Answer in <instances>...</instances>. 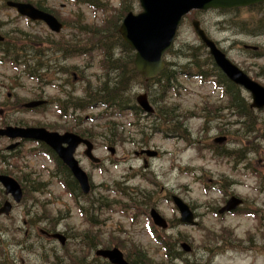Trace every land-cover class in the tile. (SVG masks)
<instances>
[{
	"label": "rangeland",
	"instance_id": "obj_1",
	"mask_svg": "<svg viewBox=\"0 0 264 264\" xmlns=\"http://www.w3.org/2000/svg\"><path fill=\"white\" fill-rule=\"evenodd\" d=\"M2 1V31L20 30L42 39L47 36L52 43L49 48L51 46L53 49L56 48L55 42L68 45L74 42L71 39L74 38L72 31L76 17L96 27L104 19L114 20L122 8L120 0H98L102 3L107 1L106 13L85 6L76 7L72 0H23L31 3L41 1L64 24L60 35L54 36L44 25L27 23L14 11L2 9ZM132 11H138L136 2ZM252 16L254 13H241L237 19L247 20ZM198 17L228 58L264 86V78L259 74L264 57L250 58L242 51L244 45H250L258 46L264 52V36L251 37L240 32L233 23L235 28L229 26L228 31H223L220 22L229 20L231 15L208 12ZM198 45L199 41L186 22L178 31L172 52L165 57L169 69L177 75L174 77L176 80L170 82L172 87L164 103L180 108L179 113L184 114L179 119L181 124L193 137L204 141L201 145L225 136L223 143L226 153L215 156L203 150L201 145L192 147L181 138L164 137L162 133L146 135L141 130H144L149 119L136 120L132 113L113 118L115 139L106 133L111 125L98 120L81 123L80 127L88 128L93 138V153L101 162L94 168L83 156L84 148L76 152V159L93 184L91 197L100 195L104 202L107 200L111 204L114 201L131 203L127 206L119 202L108 209H94L93 222L81 216L79 205L61 188L60 180L50 175L53 164L33 150L35 144L26 143L20 148V157L9 159L7 164L0 162V172L6 170L4 174L23 186L22 203H29L14 207L9 219L0 218V238L3 240V245L0 244V264L2 255L5 257L3 264H100L94 250L113 247L120 249L129 259L141 254L147 263L171 264L166 261L164 249L149 236L146 229L150 222L141 214L143 208L150 207H154L171 226L164 234L160 231L154 234L176 243L177 247L181 243L188 244L193 250L191 255L185 256L189 264H264V254L261 252L264 248V111H251L252 120L245 123L246 118L234 117L229 113L231 109H226L228 101L215 85L179 75L178 72L193 66L189 63L188 52H180V49ZM200 59H204L203 54ZM98 60L96 53L66 60L54 58L50 63L55 65L54 70L60 68V72L57 75L51 72L49 78H55V84L61 86L62 91H79L84 87V82H94L101 75ZM72 67L78 70H72ZM18 75L19 71L12 65L0 62V105L4 104L0 106V126L20 123L23 126L45 127L58 133L65 130L79 132L74 128L73 121L58 118L55 104L35 112L21 111L19 106L22 103L37 99L54 101L56 97L61 98L63 92L24 77L18 78ZM143 92L142 86L132 82L128 95L134 100L137 94ZM96 113L97 110L75 113L74 119L78 122L79 117ZM168 134L176 132L171 129ZM112 139L115 140L114 145L108 142ZM6 145L7 141L0 139L2 155H6ZM108 148H113V154ZM143 148L157 152L156 157L146 158V168L140 157L135 155ZM239 153L243 157L237 161ZM30 175L47 183L44 193L34 194L26 189L22 180H28ZM114 182L122 183L128 195L122 197L119 193L108 192L111 186L116 188V185H112ZM215 183L227 192L221 191ZM151 193L154 195L151 196ZM167 195H176L190 205L197 222L195 227L178 222L177 211L165 200ZM230 195L243 201L242 209L236 215L215 216ZM3 200L0 197V203ZM81 204L86 207L83 201ZM138 205L146 207L139 208ZM33 214L40 222L31 228L29 223ZM48 215L50 221L46 219ZM48 225L49 229L56 228L57 232L65 233L68 239L64 247L38 235L39 229H48Z\"/></svg>",
	"mask_w": 264,
	"mask_h": 264
},
{
	"label": "trees",
	"instance_id": "obj_2",
	"mask_svg": "<svg viewBox=\"0 0 264 264\" xmlns=\"http://www.w3.org/2000/svg\"><path fill=\"white\" fill-rule=\"evenodd\" d=\"M78 1L89 6L96 4L101 6L100 8H102V10H107L106 4L104 5L98 0ZM122 3L119 15L115 16L116 20L105 19L100 26H88L85 23L83 24L80 18L76 20L74 25V38L72 39L74 42H71L70 45L62 44L63 47L60 48L61 52L59 54L63 58H69L78 55H86L88 53H96L99 56L98 65L101 70V75L97 76L94 85H92L91 81L86 82V86L82 90V96L75 97L69 94L64 99L59 101V109L61 112L66 114L69 111H85L99 107L103 109V111L99 113L98 118L102 120L107 119L113 116L116 111L123 112L127 110L132 99L128 94L130 92L132 82H134L139 84V86H142L143 89L147 91L152 105L155 106V114L150 116L151 119L149 118L148 123L144 126L146 129L144 132L147 134H151V132L170 133L172 129L177 134L183 135V137H188L185 125H182L179 120L181 117H184V114L179 113L180 108L164 103L166 95L172 87L170 82L172 81L175 73L171 71L166 64L164 71L154 81L144 82L135 74L133 67V53L127 45L121 41L117 33L119 19H121V16H123L125 12L132 8V3L129 0L126 4L125 0H123ZM36 7L48 12V10L44 7ZM262 9L263 6L258 5L245 10H233L220 13L224 15H231L229 20L223 22L224 25H227V28L229 26L232 28H235L234 26H238V30L242 33L251 36H261L264 35V11H262ZM241 13H254V16L247 20H238L237 17ZM3 37L4 41L0 42L1 58L11 62L13 65L20 66L21 64L25 75L34 78L37 76L40 68L48 67L47 61H40L41 53L36 52L28 56V51L26 49L23 50L24 47L18 49L13 48L17 47L15 45L16 39H24L23 41H25L28 45L30 42L35 44V39H39V37H27L19 31L13 32L12 30L5 32ZM25 37H27V39H25ZM13 38H15V40H13ZM77 38L78 40H76ZM47 44L51 45L52 43L49 41ZM53 44H55L56 49L51 50L57 52L59 50V44L57 42ZM180 52H188L189 63L190 65H193L191 69L189 68V70L195 75L201 77V79L208 78L211 75L216 76L225 87V94L227 95L230 104L228 105V108L230 107V109L233 112H236L237 115L246 117V123L251 120V115L246 104L247 100L242 92L237 87L223 79V76L212 65L209 57L205 56L203 61H201L200 57L202 54L206 53L202 46L183 47L180 49ZM50 58L51 56L48 57L49 60ZM204 65H206L208 70L206 74L205 71L202 70ZM184 68H186V66H184ZM72 70H77V68L72 67ZM67 73H69V71H67ZM259 74L264 77V65L260 67ZM131 106V110L135 111V106L133 104H131ZM106 125H111V128H109L107 132L115 139L114 133L116 131V127L110 122H107ZM79 134L83 137L91 138V134L88 133V131H80ZM114 139L109 141L111 143H115ZM41 147L43 150H47L43 146ZM52 157L56 163V173L62 176L64 183L69 186L75 196L81 197L82 195L79 188L77 187L75 181L71 178L67 169L59 161H57L53 154ZM0 158L2 162L6 163L7 159L10 157L0 156ZM30 179L25 180V178H23V180L28 183L30 191L37 192L40 188L45 187L44 183L35 184L34 179ZM118 186L120 190L126 192L123 186ZM144 199L147 200L146 197ZM90 201L91 202L88 207L92 208L95 204L103 203L104 199L102 196L98 195L94 200L92 199ZM50 218L51 217L48 216V221H50ZM34 219L35 218L33 217L31 222L35 224ZM172 255L173 256L170 257L169 260H183L181 254L175 252ZM132 261L134 264H150L147 263V259H145L144 255L141 254L134 255Z\"/></svg>",
	"mask_w": 264,
	"mask_h": 264
},
{
	"label": "water",
	"instance_id": "obj_3",
	"mask_svg": "<svg viewBox=\"0 0 264 264\" xmlns=\"http://www.w3.org/2000/svg\"><path fill=\"white\" fill-rule=\"evenodd\" d=\"M141 12L137 15L128 13L123 19L118 28V32L122 40L135 51L134 66L136 73L143 79L156 77L163 67L162 57L164 53L171 47L176 31L185 15L192 10L205 11L207 9L227 10L240 7H248L264 0H138ZM9 6L15 8L22 16H27L33 20H42L54 32H59L61 25L51 15L35 10L29 4L8 3ZM194 32L199 37L200 41L207 47L209 54L214 60V63L227 76V78L241 86L251 95L252 103L250 107L264 108V87L252 81L246 74L232 64L226 56L217 49L215 44L209 40L205 33L200 29L199 23L195 20L191 21ZM137 103L148 113L152 112L149 107L146 96L140 95L137 97ZM43 102H30L24 107L32 108L40 105ZM0 136L8 138H22L37 140L46 143L50 146L69 169L72 176L78 182L82 192H89V183L86 174L80 169L77 161L73 158L75 148L79 144H84L86 150L85 156L93 163H98V160L91 155V144L82 140L78 136L65 133L58 135L57 133L48 132L40 128H12L7 127L0 129ZM65 145V146H63ZM0 183L5 188V194H10L15 202L21 199V190L19 185L11 178L0 175ZM180 210L181 221L192 223V215L188 208L178 199H173ZM239 201L231 198L227 205L220 210V213L232 210L237 207ZM11 206L5 202L0 208V214L8 215ZM151 216L156 225L166 228V223L154 211H151ZM53 238L58 239L63 243L64 238L60 235H54ZM185 250L189 248L184 246ZM96 255L107 258L112 264H128L122 253L114 248L112 250H99Z\"/></svg>",
	"mask_w": 264,
	"mask_h": 264
}]
</instances>
